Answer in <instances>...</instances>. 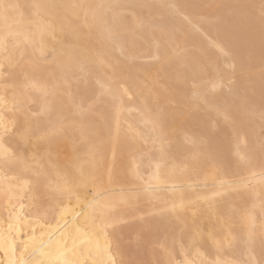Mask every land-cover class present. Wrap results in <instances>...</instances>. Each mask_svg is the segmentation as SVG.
<instances>
[{
    "label": "bare ground",
    "instance_id": "obj_1",
    "mask_svg": "<svg viewBox=\"0 0 264 264\" xmlns=\"http://www.w3.org/2000/svg\"><path fill=\"white\" fill-rule=\"evenodd\" d=\"M247 2L0 0V119L29 129L4 145L18 162H0V264H93L72 216L54 199L38 214L30 189L101 172L106 260L147 264L121 238L168 228L154 264H264V0Z\"/></svg>",
    "mask_w": 264,
    "mask_h": 264
},
{
    "label": "snow or ice",
    "instance_id": "obj_2",
    "mask_svg": "<svg viewBox=\"0 0 264 264\" xmlns=\"http://www.w3.org/2000/svg\"><path fill=\"white\" fill-rule=\"evenodd\" d=\"M10 7V5L0 3V9L5 14ZM261 33L262 39H264V13H262L261 17ZM120 95L121 93L117 89L101 84L100 99L102 101L104 98H108L112 105L115 106L120 99ZM28 133L29 129L25 125L19 124L15 119H0V162L5 167L18 162L16 152L9 151L4 146L6 141L17 134L21 140H25ZM19 150L22 152L23 148H19ZM107 182L109 184L113 182L111 172L108 173ZM104 185L105 176L101 172L93 174L90 177L81 176L79 181H66L63 186L55 190V193L42 191L39 185H37L35 189H30L33 193L30 199L34 202V207L38 214L40 212L47 214L49 209L45 208V205L50 204L54 199L56 204L55 208L51 209L52 212L58 211L61 218L68 215L72 216V227L67 228L68 221L65 220V230L69 231V233L74 231L77 234H82L85 237V242L92 245L89 252L90 254L94 252L97 257L93 259V264H117L116 261L105 259L110 252V245L105 229L114 223V218L112 213L113 202L106 199L108 191ZM224 186H226V182L222 181L221 187ZM80 218H83L82 223L80 222ZM101 237H103V242L101 241ZM69 238H72L71 234ZM61 239L63 246L67 248V240H64L63 237ZM30 241L34 245L39 241L38 247L41 248L45 243L42 237L37 238L34 235L30 237ZM50 242L51 236H49ZM24 243L27 247L28 242ZM196 243L197 241L193 237L191 248H195ZM73 245H75V240H73ZM191 248L188 250L189 255H191ZM20 264H27V262L21 261ZM64 264H79V262L66 260ZM119 264H125V262L120 261ZM180 264H196V260L185 259ZM214 264H219V261L214 262Z\"/></svg>",
    "mask_w": 264,
    "mask_h": 264
},
{
    "label": "rangeland",
    "instance_id": "obj_3",
    "mask_svg": "<svg viewBox=\"0 0 264 264\" xmlns=\"http://www.w3.org/2000/svg\"><path fill=\"white\" fill-rule=\"evenodd\" d=\"M253 2V0H248V2L247 3H252ZM224 5H222L221 7H223ZM263 6V5H262ZM261 6V13H260V11H259V17H262V13H264V6L262 7ZM258 14V12H256L255 11V14ZM263 56H264V53H263ZM264 58L262 57L261 59H260V61H261V64L260 65H262V64H264L263 62H264V60H263ZM260 67V66H259ZM192 84H190V88H191V90H192V86H191ZM168 104V105H167ZM167 104H165V105H167V106H170V107H172V106H177L176 108H178L179 106L177 105V104H174V103H167ZM32 106H33V104H32ZM31 106V107H32ZM203 108H205V106H203ZM203 112V111H202ZM201 112V113H202ZM216 119V118H215ZM214 121V120H213ZM216 131H218V129L216 128L215 129ZM215 130H213V131H215ZM264 133V129H262L261 130V135H264L263 134ZM163 232V233H162ZM130 234H126V235H124L122 238H121V241H122V243H123V245L124 246H127L128 248H129V251H132V250H136L137 249V247H138V245L139 244H143L142 246V250L140 251L141 253H142V255H146L147 256V260L149 259L150 260V262H149V260L147 261V260H145V262L144 263H147V264H154L155 262H154V260H153V258H151V257H149V256H151V250H155V249H160L159 248V243H161V241H163L166 237H169L172 233H173V230H171V229H168V228H163V229H161L160 231H159V233H155L154 234V236L156 235V234H158L157 236H159L158 237V239L157 240H159V241H157L156 239H152V237H151V239H148V240H146V241H142L141 242V239H139L138 237H136L137 235H136V233L134 232V234H133V232H129ZM154 233V232H153ZM128 235V236H127ZM136 235V236H135ZM136 239V240H135ZM156 240V241H155ZM124 241V242H123ZM141 242V243H140ZM145 242V243H144ZM130 244V245H129ZM144 244H146V245H144ZM136 245V246H135ZM140 247H141V245H140ZM157 247V248H156ZM148 248V249H147ZM138 251H139V247H138ZM150 251V252H149ZM147 252V253H146ZM144 253H146V254H144ZM150 253V254H149ZM148 254H149V256H148ZM151 260H153V261H151ZM133 264V263H132Z\"/></svg>",
    "mask_w": 264,
    "mask_h": 264
}]
</instances>
